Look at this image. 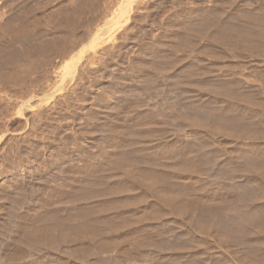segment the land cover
Returning <instances> with one entry per match:
<instances>
[{"label":"rangeland","instance_id":"obj_1","mask_svg":"<svg viewBox=\"0 0 264 264\" xmlns=\"http://www.w3.org/2000/svg\"><path fill=\"white\" fill-rule=\"evenodd\" d=\"M0 264H264V0H0Z\"/></svg>","mask_w":264,"mask_h":264},{"label":"bare ground","instance_id":"obj_2","mask_svg":"<svg viewBox=\"0 0 264 264\" xmlns=\"http://www.w3.org/2000/svg\"><path fill=\"white\" fill-rule=\"evenodd\" d=\"M196 107H197V106H196ZM194 109H195V108H194ZM201 110H202V109H201ZM194 111H195V110H194ZM194 111H193V112H194ZM196 111H197V110H196ZM204 111H205V110H204ZM197 112L199 113V111H197ZM206 112H208V111H206ZM209 112H210V111H209ZM194 113L196 114V112H194ZM198 113H197V114H198ZM188 115H189V114H188ZM188 115H187V116H188ZM199 115H200V114H199ZM199 115H197V116H199ZM201 115H203V114H201ZM210 115H211V114H210ZM213 115H214V114H213ZM215 115H216V113H215ZM197 116H196V117H197ZM189 117H190V116H189ZM202 117H203V116H202ZM217 117H218V116H217ZM233 117H236V116H233ZM191 118H192V117H191ZM191 118H190V119H191ZM199 118H200V117H199ZM192 119H194V118H192ZM200 119H201V118H200ZM209 120H210V118H209ZM230 120H231V119H230ZM230 120H229V121H230ZM193 121H194V120H193ZM239 124H240V122H239ZM240 127H241V126H240ZM200 146H201V145H200ZM200 149H202V146H201ZM198 151H199V150H198ZM201 152H203V150H201ZM198 153H199V152H198ZM203 154H204L205 161H206L205 164H204V167L206 166V167H205V171H206V173H207L208 175H209V173L211 174V176L209 175L210 177H212V176L214 175L213 177H214V179L216 180V178H217L218 176L220 177L221 175H224V174H225L226 171L223 170V169H221V166H218V164L216 163V161H214V160L212 159L213 157L211 158V156L209 155V153L204 152V153H202V155H203ZM211 154H212V153H211ZM212 155H213V154H212ZM202 157H203V156H202ZM214 159H215V158H214ZM216 159H217V158H216ZM245 159H247V158L245 157ZM183 160H184V159H183ZM189 161H190V160H189ZM250 161H251V160H250ZM191 162H193V161L191 160ZM183 163H184V162H183ZM203 163H204V162H203ZM249 163H250V162H249ZM232 164H233V163H232ZM182 166H183V165H182ZM254 166H255V165H254ZM185 167H186V166H185ZM185 167H184V168H185ZM222 168H224V167L222 166ZM241 168H242V167H241ZM182 170H183V169H182ZM184 170H185V169H184ZM203 170H204V169H203ZM215 170L218 171L217 174H214V173H215ZM236 170H237V169H236ZM185 171H186V170H185ZM224 171H225V172H224ZM233 171H234V170H233ZM233 171L231 170L230 172H228V173L226 172V173L229 174V173H231V172H233ZM207 174H206V175H207ZM212 174H213V175H212ZM234 174H235V172H234ZM234 174H233V175H234ZM233 175H232V176L229 175V176H230V177H233ZM224 176H225V175H224ZM227 176H228V175H227ZM177 177H178V176H177ZM179 177H180V176H179ZM182 177H183V176H182ZM183 178H184V177H183ZM184 179H185V178H184ZM217 180H218V179H217ZM217 180H216V181H217ZM232 180H233V178H232ZM176 181H177V180H176ZM212 181H213V180H212ZM219 183H220V182H219ZM176 185H177V184H176ZM220 185H221V184H220ZM180 188H181V186H180ZM187 188H188V187H187ZM187 188H186V189H187ZM186 189H185V190H186ZM240 189H241V188H240ZM242 190H243V189H242ZM245 191H246V190H245ZM184 192H185V191H184ZM241 192H242V191H240V194H241ZM186 193H187V192H186ZM188 193H189V192H188ZM246 193H247V192H246ZM245 195H246V194H245ZM183 196H184V195H183ZM246 197H247V195H246ZM236 199H237V198H236ZM240 199L242 200V197H241ZM240 199H239V200H240ZM244 199H245V198H244ZM199 200H201V199H199ZM243 201H244V200H243ZM248 201H249V200H248ZM236 202H239V201L237 200ZM238 204H239V203H238ZM243 204H245V203H243ZM243 204H242V205H243ZM245 206H246V205H245ZM245 206H244V207H245ZM248 206H249V205H248ZM242 207H243V206H242ZM246 207H247V206H246ZM247 208H248V207H247ZM243 209H244V208H243ZM165 210H166V209H165ZM227 210H228V209H227ZM225 211H226V210H225ZM246 211H247V210H246ZM249 211H250V209H249ZM238 212H240V211H238ZM251 212H252V211H251ZM161 213H162V212H161ZM235 213H237V212H235ZM240 213H242V215H243L244 213H247V214H248V211H247V212H242V211H241ZM215 214H216V213H215ZM223 214H225V213H223ZM247 214H246V215H243V217L245 218V221H246L247 216H249V215H247ZM159 215H160V214H159ZM159 215H158V216H159ZM209 215H210V214H209ZM213 215H214V213H213ZM216 215H217V214H216ZM221 215H222V214H221ZM225 215H226V214H225ZM240 215H241V214H240ZM210 216H211V215H210ZM222 216H223V215H222ZM190 217H191V215H190ZM200 217H201V215H200ZM203 217H204V216H203ZM211 217H212V216H211ZM220 217H221V216H220ZM220 217H219V218H220ZM223 217H225V216H223ZM162 218H163V217H162ZM178 218H179V217H178ZM182 218H183V217H182ZM188 218H189V214H188ZM196 218H198V217H196ZM219 218H217V217L215 216V217L211 218L210 220H207V218H206V220H205V217H204V221H203L202 218H198V220L200 221V223H202V222L204 223V222H205V224H206V221H207V224H210L211 226L214 225L213 228H214V227H216V228H218V227L220 228V227H221V229L223 230V229H224V226H227V225H224L225 223L222 225V222L220 221ZM240 218H241V217H240ZM244 218H243V219H244ZM250 218H251V216H250ZM250 218H249V219H250ZM158 219H159V218H158ZM191 219H192V218H191ZM201 219H202V222H201ZM229 219H230V218H229ZM247 219H248V218H247ZM251 219H252V218H251ZM251 219H250V220H251ZM185 220H186V219H185ZM221 220H222V219H221ZM232 220H233V219H232ZM241 220H242V219H241ZM180 221H181V218H180ZM193 221H195V220H193ZM222 221H223V220H222ZM228 221L230 222V220H228ZM245 221L242 220L241 222H244V223H245ZM185 222H186V221H185ZM187 222H188V221H187ZM233 222H234V221H233ZM233 222H231L230 224H232ZM249 222H250V221L248 220V223H249ZM178 223H180V222H178ZM192 223H193V222H192ZM192 223H191V224H192ZM200 223H199L198 225H201ZM181 224H182V223H181ZM187 224H188V226H189L190 223H187ZM191 224H190V225H191ZM207 224H206V225H207ZM212 224H213V225H212ZM233 224H234V223H233ZM246 224H247V223H246ZM194 225H195V224H194ZM194 225H193V226H194ZM210 225H209V226H210ZM250 225H251V224H250ZM181 226H182V225H181ZM183 226H184V225H183ZM196 226H197V225H196ZM196 226H194V227H196ZM209 226L206 227V228L208 229ZM211 226H210V227H211ZM217 226H218V227H217ZM228 226H229V224H228ZM247 226H248V224H247ZM247 226H246V227H247ZM191 227H192V225H191ZM197 227H199V226H197ZM203 227H204V224H203ZM203 227H202V228H203ZM222 227H223V228H222ZM52 228H53V227H52ZM206 228H204V229H206ZM234 228H235V229H238L236 226H235ZM242 228H243V226H242ZM167 229H168V228H167ZM167 229H166V230H167ZM204 229H202V230L204 231ZM230 229H232V228H231V225H230V228H228V229L226 228L227 231H232V230H230ZM246 229H247V228H246ZM172 230H173V229H172ZM185 230H186V228H185ZM233 230H234V229H233ZM243 230H244V229H243ZM248 230H250V229H248ZM177 232H178V231H177ZM179 232H180V231H179ZM189 232H190V231H189ZM244 232H245V231H244ZM181 233H182V232H181ZM186 233H187V232H186ZM190 233H191V232H190ZM224 233H225V232H224ZM228 233H229V232H228ZM242 233H243V232H242ZM187 234H188V233H187ZM240 235H242V234H240ZM240 235H239L238 237H239V240H241V242L244 243V242L249 241V240H247V237H248L249 234L247 235V237H246V235H244V236L242 237L243 239L240 237ZM176 236H177V234H176ZM180 236H181V235H180ZM182 236H183V235H182ZM225 236H226V235H225ZM250 236H251V235H250ZM184 237H185V235H184ZM188 238H189V237H188ZM185 239H186V237H185ZM248 239H249V238H248ZM180 240H182V239H180ZM183 240H184V239H183ZM187 240H188V239H187ZM191 240H192V239H191ZM231 240H233V239H231ZM178 241H179V240H178ZM188 241H189V240H188ZM164 242H165V241H164ZM180 242H181V241H180ZM182 242H183V241H182ZM182 242H181V245L183 244ZM185 242H187V241H185ZM194 242H195V241H194ZM194 242H193V243H192V242H188V243H189V244H190V243L194 244ZM232 242H233V241H232ZM161 243H162V242H161ZM165 243H166V242H165ZM188 243H185V244H188ZM253 243H254V241H253ZM253 243H252V244H253ZM234 244H235V243H234ZM236 244H237V243H236ZM236 244H235V245H236ZM163 245H164V243H163ZM190 245H191V244H190ZM240 245H241V244H240ZM255 245H256V244H255ZM167 246H168V245H167ZM186 246H187V245H186ZM188 246H189V245H188ZM238 246H239V245H238ZM28 247H29V246H28ZM161 247H162V246H161ZM163 247H164V246H163ZM170 247H171V246H170ZM179 247L181 248V246H179ZM179 247H178V248H179ZM166 248H167V247H166ZM178 248H177V249H178ZM183 248H184V246H183ZM162 249H163V248H162ZM172 249H173V248H172ZM184 249H185V248H184ZM184 249H183V250H184ZM170 250H171V249H170ZM183 250H182V252H183ZM25 251H26V250H25ZM175 251H176V250H175ZM178 254H180V253H178ZM185 254H186V253H185ZM183 255H184V254H183ZM173 256H174V255H173ZM177 258H178V257H177ZM171 259H172V258H171ZM175 259H176V258H175ZM175 259H174V261H175ZM179 259H180V258H179ZM179 259H178V260H179ZM182 260H183V259H182ZM193 262H194V261H193ZM190 263H191V262H190Z\"/></svg>","mask_w":264,"mask_h":264}]
</instances>
